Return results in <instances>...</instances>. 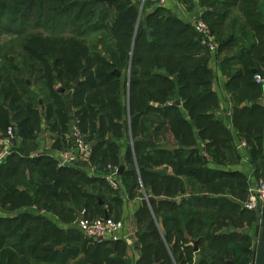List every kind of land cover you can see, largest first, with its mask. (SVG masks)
I'll return each mask as SVG.
<instances>
[{"label": "trees", "instance_id": "16d2710c", "mask_svg": "<svg viewBox=\"0 0 264 264\" xmlns=\"http://www.w3.org/2000/svg\"><path fill=\"white\" fill-rule=\"evenodd\" d=\"M194 1L227 77L226 118L259 175L264 111L255 101L260 90L253 76L264 78V0H186L187 10ZM141 4L152 10L139 17ZM3 34L9 39L0 45V133L15 124L23 153L0 165V264L115 261L109 255L116 248L104 247L107 241L89 240L42 215L67 224L78 212L101 209L98 199L105 202L106 192L118 196L103 177L24 153L37 147L41 120L57 132L60 144L68 106L84 140L92 143L97 171L123 164L120 178L129 196L153 199L135 215L141 231L138 264H226L223 254H230L231 264H249L252 246L237 243L235 228L245 219L255 222L253 210L214 195H245L249 182L238 171L209 167L239 156L231 131L217 116L211 54L188 22L151 0H0ZM162 166L172 174L157 170ZM220 227L230 233H217ZM187 236L199 239L196 253ZM158 246L164 253L159 259Z\"/></svg>", "mask_w": 264, "mask_h": 264}, {"label": "crops", "instance_id": "0c3cea01", "mask_svg": "<svg viewBox=\"0 0 264 264\" xmlns=\"http://www.w3.org/2000/svg\"><path fill=\"white\" fill-rule=\"evenodd\" d=\"M180 5H182V4L177 2V0H167L165 6L170 8L177 15L178 18H180L181 20L186 21V22L197 19L201 14V8L198 6V3L196 1H194V6L190 10H187V8L181 7ZM210 67H211L212 74H213L212 88L215 91V93L219 99V102H220L219 108L221 111L218 113L217 116L221 117V119L223 120V122L225 123L227 128H229V130L231 131L232 138H233V146H234L239 157L237 160H234L233 162H229L228 164H226V166H216L213 164H209V167L212 169H216V170H229L230 169L233 171L240 172L249 182L248 191H250L252 188L255 187L257 179L259 180V179H261V177L264 178V163L262 164L261 168H259L258 174L259 173L260 174L257 175V173L254 172V170H253V168L249 162V153H248V150L246 148V144H244L243 146H240L242 143H244V141H242L238 131L233 127V125H231V121H229V118H226V115H225L226 112L229 116L231 114V109H230V105H229V101H228L229 99H228V96L225 92V83L227 82V77L222 74V71H221L219 64H218V61H217V58L215 56H212V55L210 58ZM253 71H254L253 73H255V70H253ZM259 90H260V92H259L255 101H256V103H258L262 107V110L264 111V85H259ZM182 116L184 118H186L187 120H189L186 111L182 110ZM74 120H75V118H74ZM74 120H70L69 125L67 124L68 130L63 136H61L60 144H56L57 136L55 137L50 133V136H53V137L50 138V140H49L50 144L48 147H46L47 149H45L41 145V146H39L40 147L39 149L35 148V149L29 151V152H31V154H29V155H33V157L48 156V157L54 159L57 163V166H59L58 162H57L59 150H64V148L66 149V148L73 147L72 138L70 137V131L72 130L73 127H75L77 125V120H76V123ZM10 125H13L15 127V129H17L15 124L12 123ZM128 140H130L129 137H128ZM85 141H87V140H85ZM87 143L91 147L92 143L88 142V141H87ZM261 145H262V149L264 152V132H263V136L261 139ZM122 151H121L122 152L121 155L123 156L124 151H125L124 148L122 149ZM34 152H39V153L32 154ZM263 162H264V159H263ZM76 165H78V166H76ZM121 165H123V164H121ZM119 166L117 168H119ZM69 167H74L75 169L84 172L89 177H103V173H105V170L103 172L97 171L96 166L93 164L91 158H90L89 163L81 162L80 164L77 163V164L69 166ZM124 168H125V166H124ZM157 170L166 171L168 174H172V170L170 168H166L164 166L158 167ZM121 174L117 173V178H118L117 180L119 183L118 188H112L110 186V184L105 180L111 189L118 191V196H117V194H114L110 198V200L118 202L120 205L119 208L115 209V208L109 207L107 203L103 202L100 199H98V204H99L100 208L102 209L103 218H104V210L107 211L108 222H107V220H105V221L107 222L108 225L112 226L111 227L112 228V232H111L112 236H114V238H116L115 239L116 242L124 245V247H125L126 255L123 257L124 260H127L129 264H138L140 257H141V253H140L139 239L135 235V232H136L135 226L137 224L136 219H135L136 218L135 215H136V212L139 210V208L141 206H144V205H142L141 201L144 198V196L146 198H147V196L144 195V193H143L144 196H142V197L134 196L133 198H131L129 196L128 192L126 191L125 187L122 184V181L120 178ZM141 192H143L142 189H141ZM236 193H238V191ZM214 195L216 198L217 197L223 198V199L229 198L232 201L236 202L242 209L248 210L245 208L244 204L248 198L249 192H247V194H245L246 198L241 204L239 202L240 200L235 195L233 196L229 193H221V192H218L217 194H214ZM148 197H150V196H148ZM99 201H102V204H100ZM179 201H180V198H177V203ZM145 206L150 207V204L145 205ZM248 211H250V210H248ZM42 215H43V213H42ZM82 217H84V211L77 213L78 219H75L77 221V222H75V223H77V225L75 224L74 226H67V227L59 226V227H61V228L70 227V228H74V229L78 230L79 229L78 223L81 222L78 220H82V219H80ZM48 219H51V218H48ZM111 221H113V222H111ZM54 224H56V223L54 222ZM205 230H207V229H205ZM235 232L236 233L242 232L243 234H247V232L243 228H237V230ZM130 233L132 235L131 238H129ZM217 233L224 234V233H230V232L229 231L227 232L226 227H220V228H218ZM253 237H254V233H253ZM253 237H252V241H253L252 242V250H253V247L255 244ZM187 238H188L187 244H191V246L193 247V252L196 253L199 250V247L197 244V249L195 250L194 249V242H196V241L199 242V239L194 240V239H191L189 236H187ZM104 241H108V239L104 240ZM129 247H132V248H129ZM194 257L196 258L197 255H195ZM151 264H159V263L158 262L157 263L152 262Z\"/></svg>", "mask_w": 264, "mask_h": 264}, {"label": "built area", "instance_id": "2783aa9c", "mask_svg": "<svg viewBox=\"0 0 264 264\" xmlns=\"http://www.w3.org/2000/svg\"><path fill=\"white\" fill-rule=\"evenodd\" d=\"M153 3L158 5H166L167 0H151ZM191 27L199 34L200 42L205 46L212 56H215L217 52V43L213 34L210 32L207 24L201 19L197 18L192 21H187ZM253 79L256 84L264 85V78L259 74H254ZM70 137L72 138L73 147L59 150L58 154V165L59 166H72L75 163L90 162L91 147L84 140L78 126L72 128L70 131ZM19 138L16 135V129L13 125L7 126L3 133H0V165L5 164L10 155L19 153L18 148ZM245 144L242 143L240 146ZM33 157V155H29ZM117 166L107 165L103 177L110 184L112 188H118L117 178ZM144 198H146L144 196ZM264 198V178L259 179L256 182L254 188L249 191L248 198L244 204L248 210H254L260 205ZM108 222V220H107ZM106 221H97L91 223H84L83 221L78 223V230L87 239L92 241L101 242L107 240L112 236V226L108 225ZM252 264V259L249 262Z\"/></svg>", "mask_w": 264, "mask_h": 264}, {"label": "rangeland", "instance_id": "374dc122", "mask_svg": "<svg viewBox=\"0 0 264 264\" xmlns=\"http://www.w3.org/2000/svg\"><path fill=\"white\" fill-rule=\"evenodd\" d=\"M182 2V1H181ZM156 4V3H155ZM182 5H180L181 7H184V8H187L188 6H190L191 5V3L190 2H186V0H184V3L182 2L181 3ZM142 8V4L139 6V8H138V14H139V17H141V16H144L148 11H150V10H152V7H150V8H147L146 10H142L141 9ZM9 39V36H6L5 34H3V35H1V37H0V45H2L5 41H7ZM31 90L32 91H35L36 93H37V96L40 98V96H39V94H38V92H37V89L34 87V86H32L31 85ZM72 100V91L71 90H69V88H67V93H66V101H68V103L70 102ZM70 104V103H69ZM39 107H40V105H39ZM38 107V109L40 110L41 109V107L39 108ZM67 111H68V117H69V119H68V125H69V122H70V120H74V118H75V116L73 115V113H74V110H73V108H71L70 106H68V108H67ZM75 123H76V118H75ZM41 125H40V128H41V130L39 131V133L37 134V136H36V139H35V141H36V144H37V147L36 148H40L39 146H43L45 149H47L46 147H48L49 146V140H50V138L51 137H53V136H58V134H57V132H51V131H49L48 130V128L45 126V124H44V121L43 120H41V123H40ZM50 133L53 135V136H50ZM30 147H32V146H30ZM58 148V147H57ZM65 149V148H64ZM123 152V151H122ZM121 152V153H122ZM20 153H23V151L22 150H20ZM24 153H26V154H31V152H24ZM37 153H39V152H34V153H32V154H37ZM110 162H112V161H110ZM75 164H77V163H75ZM75 164H73V165H75ZM76 166H78V165H76ZM260 174V173H259ZM261 179H263V177H261ZM215 186H217V185H215ZM215 186L214 185H211V187L212 188H215ZM110 187V186H109ZM236 190H238V188H236ZM115 193H109L108 194V192H106L105 193V196H103L104 197V200H105V203H107L108 204V206L109 207H112V208H115V209H118L119 208V203L118 202H115V201H112V200H110V198L114 195ZM237 197L239 198V202H240V204L245 200V198H246V196L245 195H241V194H239V193H237ZM90 210L91 211H94V213L91 215L90 214V211H88V212H85V215H84V217H82V218H80V219H82V220H78V221H83L85 224L86 223H91V222H97V221H105L104 219H103V216H102V209H94V207H90ZM244 215H246V216H248V214H244ZM43 216H45V217H47V218H51V220H53L58 226H61V227H67V226H74L75 224L77 225V223H75V222H77L76 220H74V221H72L71 223H67V224H65V223H60L58 220H56V218H55V216H53L52 214H49V213H43ZM76 219H78V218H76ZM136 219V218H135ZM111 222H113V221H111ZM236 226H242V227H240V228H243V229H245V231L247 232V234H243L242 232H240V233H238L239 234V238L237 239V243H240V244H242V245H249V246H252V237H253V233H254V226H255V222H248L246 219H245V221L243 222V224H237ZM135 230H136V232H135V235L138 237V239H139V234H140V227H139V225L138 224H136V226H135ZM235 230H237V228H235ZM140 231V232H139ZM218 230L216 229V232H217ZM131 233H130V235H129V238H131ZM245 236H248L249 237V239H248V241L247 242H245V240H241V239H245ZM116 238H114V236H110L109 238H108V243H106V242H104L102 245L104 246V247H108V248H110V249H114V248H116V250L114 251L115 253H113V255H109V256H111V258H114L115 259V261H112L111 259L109 260V262L108 263H104V264H122L117 258H120V257H124L125 255H126V253H125V247H124V245H122V244H119L118 242H116V240H115ZM159 248H158V250H159V255H158V259L159 258H162L163 257V250L161 249L162 247H160V246H158ZM129 248H132V247H129ZM134 248V247H133ZM106 255H108V252H106ZM222 257H223V259H225V262L226 261H230L231 262V259H230V254H223L222 255ZM124 259V258H123ZM196 259H198V256L196 257ZM140 264H146V263H140Z\"/></svg>", "mask_w": 264, "mask_h": 264}, {"label": "water", "instance_id": "95a60500", "mask_svg": "<svg viewBox=\"0 0 264 264\" xmlns=\"http://www.w3.org/2000/svg\"><path fill=\"white\" fill-rule=\"evenodd\" d=\"M109 1V0H106ZM254 72V71H253ZM113 74H115L116 76H119V72L118 71H113ZM77 83V81H75V84ZM58 91H63V89L59 88ZM39 103H41V100H39ZM176 104H179L178 101L175 102ZM124 128H126V124H124L123 126ZM151 143L153 144V142L151 141ZM124 166L120 165L117 173L121 174L123 172ZM153 199L151 197H147V198H143L141 203L142 205H149L150 202ZM100 204H102V201H99ZM254 215H255V227H254V247H253V257H252V264H264V198L262 200V202L260 203L259 206H257L254 210ZM79 215V214H78ZM104 220H108V214L107 211L104 210ZM197 244L198 241L194 242V249H197ZM226 264H231L230 261H227Z\"/></svg>", "mask_w": 264, "mask_h": 264}]
</instances>
